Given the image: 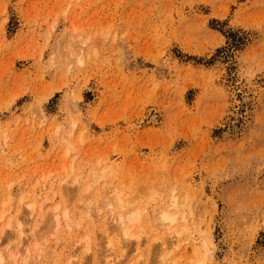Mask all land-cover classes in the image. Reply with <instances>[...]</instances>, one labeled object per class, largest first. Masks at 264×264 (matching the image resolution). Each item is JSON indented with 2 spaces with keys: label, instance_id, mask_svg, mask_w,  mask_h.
<instances>
[{
  "label": "rangeland",
  "instance_id": "obj_1",
  "mask_svg": "<svg viewBox=\"0 0 264 264\" xmlns=\"http://www.w3.org/2000/svg\"><path fill=\"white\" fill-rule=\"evenodd\" d=\"M0 243L264 264V0H0Z\"/></svg>",
  "mask_w": 264,
  "mask_h": 264
},
{
  "label": "bare ground",
  "instance_id": "obj_2",
  "mask_svg": "<svg viewBox=\"0 0 264 264\" xmlns=\"http://www.w3.org/2000/svg\"><path fill=\"white\" fill-rule=\"evenodd\" d=\"M110 203L112 204V201ZM32 207H33V205H32ZM160 217H161L162 222L164 224L170 225V223L173 222L174 219H175V213H172V212H170V211H168V210L165 209L164 211L161 212ZM138 218H139V214L138 213H133V214L128 215V216H125L124 214H120V223H119V225H121V230H122L123 234L125 236H127V238H130L131 236H137V238H140L139 237L140 236L139 234H133V233H131V226L138 220ZM62 219H63V217L59 213L56 212L55 213L56 226H59L61 224V220ZM22 230H23L22 229V226H20V231L22 232ZM173 236L174 235H171L170 236V240H169V244L170 245H172V244L174 245L175 244V242L173 240ZM175 240H176V238H175ZM81 242H82V244L85 245L86 249L89 248V241L81 240ZM173 245H172V247H174ZM139 246L140 245H137L138 248H139ZM167 246L168 245L164 246V249L165 250H166V248H169V246L168 247ZM172 247H170V248H172ZM169 250L170 249H168V251L165 252V255H168L169 254ZM26 252H28V250ZM5 253H6L5 252V249L4 248H1V243H0V264H3L4 261L6 260ZM164 257H166V256H164ZM107 264H115V263H113L111 260L109 262V260H108V263Z\"/></svg>",
  "mask_w": 264,
  "mask_h": 264
}]
</instances>
